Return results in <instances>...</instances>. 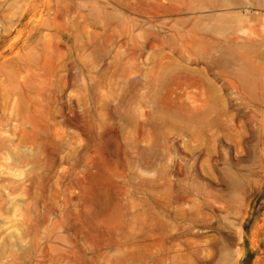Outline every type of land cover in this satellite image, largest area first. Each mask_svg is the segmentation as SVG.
<instances>
[{"label":"rangeland","instance_id":"obj_1","mask_svg":"<svg viewBox=\"0 0 264 264\" xmlns=\"http://www.w3.org/2000/svg\"><path fill=\"white\" fill-rule=\"evenodd\" d=\"M0 264H264V0H0Z\"/></svg>","mask_w":264,"mask_h":264}]
</instances>
